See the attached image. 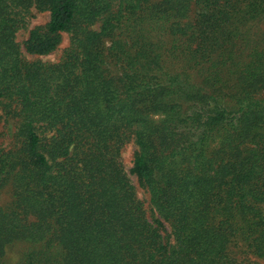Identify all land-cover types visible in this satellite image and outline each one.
Here are the masks:
<instances>
[{
	"label": "trees",
	"instance_id": "16d2710c",
	"mask_svg": "<svg viewBox=\"0 0 264 264\" xmlns=\"http://www.w3.org/2000/svg\"><path fill=\"white\" fill-rule=\"evenodd\" d=\"M33 11L25 51L67 34L56 63L17 42ZM16 247L264 264V0H0V264Z\"/></svg>",
	"mask_w": 264,
	"mask_h": 264
},
{
	"label": "rangeland",
	"instance_id": "374dc122",
	"mask_svg": "<svg viewBox=\"0 0 264 264\" xmlns=\"http://www.w3.org/2000/svg\"><path fill=\"white\" fill-rule=\"evenodd\" d=\"M33 17L29 18L27 27L23 30H21L17 35V42L21 45V50L25 54V56L30 60H41L44 62H50V63H56L58 62L61 57L63 56L64 51L69 47L70 45V38L67 34L63 35L62 43L60 47L53 53L49 55L44 56H33L27 54L24 48L25 42L29 38L30 31L34 29L35 27L39 26H45L48 24L50 15L49 13H37L36 11H33ZM136 147L134 145H130L126 148L124 154H123V163L125 165V169L130 172L132 168V160L135 153ZM131 180L136 183V179L134 176L130 175ZM139 195L141 198H143L145 201H147V195L143 192V189H139ZM20 247L14 248L10 254L7 256V262L8 264H15L17 261V257L19 256Z\"/></svg>",
	"mask_w": 264,
	"mask_h": 264
}]
</instances>
